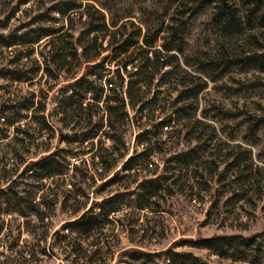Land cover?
Returning <instances> with one entry per match:
<instances>
[{
	"label": "trees",
	"instance_id": "16d2710c",
	"mask_svg": "<svg viewBox=\"0 0 264 264\" xmlns=\"http://www.w3.org/2000/svg\"><path fill=\"white\" fill-rule=\"evenodd\" d=\"M170 2L176 6L167 22L157 18L153 21L142 20L136 24L129 16L116 15L112 4L99 2L101 9H97L92 4L61 0L51 5L46 12L58 14L67 23L61 22L58 27L49 25L30 28L44 22L42 15H39L23 27V32L15 30L4 34L0 31V50H16L17 47L26 49V52L18 51L16 54L18 61L11 63L15 67L0 69V80L10 84H31L40 68L26 67L33 54V46L42 41L45 44L39 55L45 64V74L53 80L61 74L64 78L72 80L61 90L64 97L55 99L56 107L53 111L58 116V122L64 127H69L72 132L66 135L59 131L58 142L84 145L99 140L101 136L111 141L110 150L103 149L100 142L99 151L95 153L94 157L99 159L101 167L98 175L113 169L116 164L115 154L122 150L127 152L123 138L124 128L137 131L135 142L140 150L134 151L129 157L125 155V161L119 171L104 185L107 187L125 173L122 178H133L136 191H130L129 187H126L125 193H116L93 204L77 219L64 225L63 228L70 230L71 234L89 235L92 231L102 228L104 219L119 212L122 205L138 210L148 209L155 202L153 200L159 192L170 191L171 186L193 171L192 178L198 186L203 172L215 176L216 183L228 181V173L232 172L230 184L240 189L233 195L235 202L244 200L255 183L260 186L263 183L258 171L252 169V163L247 165L243 161L244 155L236 156L228 148L226 151L222 149L221 152L217 145L220 141L215 140V128L198 118L197 112L199 100L202 99L205 104L210 103L205 95L208 82L215 83L230 72L264 73V44L258 40V37L264 40V0H198L193 7H188L186 0ZM209 6H212L209 19L221 36L231 38L247 33L249 43L255 46L254 51L242 53L239 57L230 43H226V46L221 43L216 47L215 55L206 51L188 54L185 49V37L189 24L202 8ZM17 8L15 6L10 11L11 15L17 12ZM73 13L78 14L80 21L84 18L82 29L75 39L70 35L72 19L69 16ZM3 28L4 21H0V30ZM21 55L23 57L19 58ZM22 60L23 64L20 65ZM107 63L113 67L112 70L106 67ZM31 64L33 66L34 62ZM73 67L84 68L78 78L73 72ZM255 84L258 87L257 83ZM241 90L243 89H233L234 92ZM43 97L38 103L34 92H25L24 96L16 95L13 100L7 98L0 105L3 125L12 128L16 136L31 138V145L37 148L39 144L36 141L40 133L46 130L53 137L54 129L43 116L39 117L40 121L37 120L40 130L35 137L18 125L26 118L20 112L45 111L47 96L43 94ZM100 104L103 106L104 117L100 116ZM211 109L216 111V115L210 118L235 116L226 108L214 106L213 103ZM259 110L261 115L254 117L255 121L247 128L249 136L264 126V108L260 107ZM4 114L9 117H2ZM200 114L203 119L208 117L206 109H202ZM24 139L18 142L21 146L19 151L14 148L9 152L22 151ZM171 144L182 147L171 151ZM244 153L250 157L249 151ZM20 154L15 155L19 159L18 167L25 164ZM61 154L60 150L50 152L38 161L26 165L20 176L30 173L29 178L38 183L36 188L40 190L44 179L65 175L67 164ZM154 154H162L167 166L160 176L143 177L139 181L142 173L151 171L153 165L150 160ZM8 161L5 157L0 159V172L8 173ZM217 162L218 165H225L218 174ZM199 166H202L203 171L196 172L195 168ZM74 169L77 170V167ZM153 172V175H156V170ZM12 183L6 181V189L0 187V207L5 206L0 212H17L25 216L18 207L24 201L17 194H13ZM192 186L190 185V190L194 188ZM199 190L205 191L202 186H199ZM171 192L170 194L176 193ZM259 192L258 189L257 193ZM10 194L13 199L8 198ZM8 205L12 207H6ZM94 208L99 210V214L93 213ZM263 237V233L250 237L217 236L199 239L192 244L221 260L230 258L243 261L241 251L259 245ZM124 254L127 257L125 264H210L190 253H176L171 249L161 255L139 250L127 251ZM160 257L161 260L158 259Z\"/></svg>",
	"mask_w": 264,
	"mask_h": 264
},
{
	"label": "rangeland",
	"instance_id": "374dc122",
	"mask_svg": "<svg viewBox=\"0 0 264 264\" xmlns=\"http://www.w3.org/2000/svg\"><path fill=\"white\" fill-rule=\"evenodd\" d=\"M57 1L61 0H0V21H4L5 24V28L0 31L4 34L15 30L23 32V27L39 15H42L44 22L30 28L48 27L49 25L58 27L61 22L67 23L58 14L46 12ZM74 1L92 4L97 9H101L99 2L106 5L112 4L116 15L129 16V19L136 24L142 20L153 21L157 18L167 22L176 6L171 4V0ZM197 1L186 0L188 7L195 6ZM15 6L18 7L17 12L11 15L10 11ZM211 8L212 6L202 8L190 22L185 37L187 53L191 55L206 51L213 55L216 47L221 43L225 46L226 43H230L239 57L242 53L254 51L255 46L249 43L247 33L231 38L221 36L209 19ZM69 18L72 19L70 35L75 39L82 29L84 18L80 21L77 13L70 14ZM258 38L264 44V40ZM44 44L42 41L34 45L33 54L28 60L26 68H40L31 84H10L0 80V87H2L0 105L7 98L13 100L16 95L24 96L25 92H34L38 103L44 98L43 94L47 96L44 112H20L26 117L18 125L21 129L28 130V133L35 137L40 130L37 120L40 121L41 116L54 129L53 137L46 130L40 133L36 141L39 144L37 148L31 145V138L24 139L20 135L16 136L12 128L4 126L0 116V159L4 157L9 159L6 166L8 173L0 172V187L6 189V181L15 183L14 185L12 183L11 190L24 201L18 207L25 215L21 216L17 212L10 214L0 212V264H125L127 257L124 253L127 251L139 250L161 255L168 249L176 253H190L210 264H264V237L259 245L250 250L241 251L245 262L230 258L221 260L207 250L196 248L192 244L199 239L217 236L250 237L260 233L264 234V126H261L251 136L247 132L248 126L261 115L259 108H264V73L230 72L215 83L208 82L205 95L208 96L210 103L205 104L202 99L199 100L197 112L198 118L215 128V140L220 141L217 145L221 152L222 149L232 150L236 156L244 155L242 156L243 161L247 165L252 163V169L257 170L262 177L261 186L255 183L244 200L235 202L233 195H236L240 189L230 184L232 172L228 173V181L222 183H216L215 176H209L203 172V178L198 180L199 186L205 190L201 191L192 178L193 171L178 180L176 185L171 186L170 191L176 192L175 194H170L168 190L159 192L153 200L155 202L146 210L122 205L119 212L110 214L104 219L102 228L92 231L89 235L79 236L64 229V225L77 219L93 204L116 193H125L126 187H129L130 191H136L133 178H122L125 173L121 174L114 183L107 187L104 185L112 179L115 172L119 171L125 161V155L129 157L134 154V151L140 150L135 142L137 131L133 128L126 130L124 128L123 138L127 152L122 150L119 154H115L116 164L113 169L100 175H98L101 169L99 159L94 156L99 151L100 142H102L103 149L110 150L111 141L101 136L99 140H93L84 145L59 143V131L66 135L72 132L69 127H64L58 122V116L53 111L56 107L55 99L64 97L61 90L72 80L64 78L62 74L53 80L45 74L43 70L45 64L39 55ZM18 51L26 52V49L17 47L16 50H0V69L15 67L11 63L18 61L16 57ZM21 57L23 55L19 56ZM31 61L34 62L33 66ZM106 67L113 69L108 63ZM83 69V67H73L76 78L80 76ZM252 84L255 85L252 86ZM241 88L243 90L240 92L233 91V89ZM88 97L87 102L90 101V96ZM211 103L214 106L226 108L231 115L235 116L210 118L216 115V111L211 109ZM100 109L102 110L100 116L104 117L105 113L101 104ZM202 109L207 111L206 119L201 118ZM2 117L7 119L9 116L4 114ZM20 139L25 140L22 145L23 150L10 153L9 150L13 151L14 148L19 151ZM171 147V151H176L182 145L171 144ZM237 147L240 149L237 150ZM55 150L62 152L61 156L67 164L64 176L44 179L40 190L36 188L38 183L29 178L30 173L20 176L26 165L38 161ZM246 151L250 152V157L244 153ZM19 154L25 161V164L20 167H18L19 159L15 156ZM118 155H123V157L119 158ZM218 162L217 174L225 166L224 164L218 165ZM150 163L153 165L151 171L142 173L139 181L143 177L160 176L167 166L162 159V154H154ZM75 167L77 170L74 169ZM195 169L196 172L203 171L202 166ZM153 170H156V175H153ZM190 185L194 186L192 190H190ZM258 189L259 193H257ZM216 190L218 193H215ZM10 197L14 198L12 194L8 198ZM3 208L5 206L2 205L0 209ZM93 213L99 214V210L94 208ZM158 259L161 260L162 257Z\"/></svg>",
	"mask_w": 264,
	"mask_h": 264
}]
</instances>
